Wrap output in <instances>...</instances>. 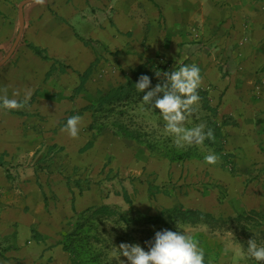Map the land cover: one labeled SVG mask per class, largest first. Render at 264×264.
<instances>
[{"label":"rangeland","instance_id":"rangeland-1","mask_svg":"<svg viewBox=\"0 0 264 264\" xmlns=\"http://www.w3.org/2000/svg\"><path fill=\"white\" fill-rule=\"evenodd\" d=\"M23 1L0 0V5L14 3L16 10V25L11 26L12 29L8 23L10 18L3 22L0 43L4 48L0 49V62L18 36V8ZM249 1L260 6L256 11L264 17V0ZM76 20L67 22L76 25ZM106 22H110L109 19ZM104 26L106 23L103 22ZM23 35L19 45L26 41ZM50 42L44 41V44L51 47ZM132 42L135 44L133 50L125 54L120 47L113 48L108 38L103 42L90 41L96 64L93 72L84 77L67 62L53 59L50 64L55 67L51 77L55 87L65 86L68 92L67 97L58 98V102L44 104L48 111L43 116L34 108L33 102L18 110L0 109V134L13 144H20V131L29 129L30 133L24 138L31 145L26 152L20 149L17 154L14 150L16 158L4 163L6 179L0 185L3 195L0 211L5 214V232L0 241V254L15 255L19 257L17 262L23 264H71L63 249V236L72 233L91 216L96 220V227L106 233L111 246L140 244L147 250V242L154 240L157 231H176L177 224L171 227L128 226L122 222L118 225V215L128 218L163 215L168 220L170 212L182 209L207 216L208 224L206 219L182 225L188 226L190 234L198 238L206 264H256L254 260L243 258L234 261L231 253L224 255L225 245L230 241L240 243L244 248L252 239L264 242V235H261L264 220L257 216H264V162L243 165L238 150L229 145L227 127L235 129L237 125L223 115V95L216 93L213 86L230 75L227 56L216 57V77L208 78V73L202 74L199 118L194 116L187 125L204 123L206 128L217 126L222 130L220 139L205 141V151L197 147L177 150L171 138L164 134L159 110L156 113L140 110L142 94L136 89L115 103L117 108L109 117L99 112L96 116L98 125L91 129L94 112L86 108L113 90L133 88L128 83L138 78L134 74L138 67H144L143 72L155 87L164 79V72L175 70L176 62L177 65L187 64L195 56H183L175 50L168 55H157L150 51L152 45L147 39ZM57 49L61 50L53 47L52 52ZM203 58L209 60L210 56ZM120 111L124 115L119 121L152 145L150 148L120 135L114 125ZM73 115L81 117L77 138L62 131L67 119ZM101 124L106 126L99 128ZM208 150L219 157L215 165L204 162ZM261 151L264 152V146ZM9 157L10 154L6 156ZM38 189L40 193L35 192ZM252 190L256 192V206L248 207L245 201L250 194L253 197ZM103 206L112 213L100 215L98 212ZM240 217L244 220L239 222ZM258 225L263 226L259 228ZM100 249L105 251L101 246ZM121 260L126 261V258L121 257ZM104 262L110 264L108 258ZM112 264L117 261L113 260Z\"/></svg>","mask_w":264,"mask_h":264},{"label":"crops","instance_id":"crops-1","mask_svg":"<svg viewBox=\"0 0 264 264\" xmlns=\"http://www.w3.org/2000/svg\"><path fill=\"white\" fill-rule=\"evenodd\" d=\"M256 9L260 6L249 0H38L24 8L26 41L0 68V89L7 88L10 98L14 91L19 92L14 97L17 100L30 92L28 103L33 102L43 116L48 111L44 104H54L68 92L65 86L55 87L52 60L67 62L82 77L90 75L96 64L90 41L103 42L107 38L113 48L120 47L125 54L133 50L132 41L146 39L153 54L168 55L171 50L183 56L195 54L187 64H197L201 75L208 73V78L216 77L218 72L216 57L227 56L230 75L213 86L223 95V115L237 125L235 129L227 127L229 145L238 150L243 165L264 162V17ZM15 15L14 3L0 5V33L5 19L10 18V27L16 25ZM75 19L77 27L69 24ZM44 41H52L51 47ZM32 47L46 51L50 60L41 59ZM53 47L61 50L54 54ZM205 56H210L209 60ZM205 84L208 86V82ZM28 133L29 129L20 131V144L0 134V142H4L0 143V185L6 179L4 163L16 158L14 150L18 154L20 149H30L24 138ZM252 192L245 206H256V192ZM4 216L0 211V241L5 232ZM3 255L0 264L24 263H18L15 255Z\"/></svg>","mask_w":264,"mask_h":264},{"label":"clouds","instance_id":"clouds-1","mask_svg":"<svg viewBox=\"0 0 264 264\" xmlns=\"http://www.w3.org/2000/svg\"><path fill=\"white\" fill-rule=\"evenodd\" d=\"M157 76L160 74L157 72ZM164 79L152 86L149 76L143 75L134 85L138 93L142 94L140 110L147 109L155 112L159 110V117L163 121L164 134L171 138L177 150H187L197 147L205 151V141H214L215 135L211 128L204 123L187 126L201 108L199 90L202 83L200 67L193 64L177 65L174 71L164 72ZM19 92L14 91L9 97L7 88L0 89V109L18 110L24 108L31 98V93H25L23 100L14 97ZM80 115H73L67 119L62 131L72 138L79 135ZM218 155L208 150L204 156L207 165H215ZM188 226L177 222V230L165 229L157 231L153 241L147 242V250L140 244L121 243L108 250V260L117 264H206L205 252L197 237L190 234ZM231 253L234 261L239 259L254 260L256 264H264V242L256 239L248 241L247 248L240 243L229 242L225 245L224 255ZM121 257L126 258L121 260Z\"/></svg>","mask_w":264,"mask_h":264},{"label":"trees","instance_id":"trees-1","mask_svg":"<svg viewBox=\"0 0 264 264\" xmlns=\"http://www.w3.org/2000/svg\"><path fill=\"white\" fill-rule=\"evenodd\" d=\"M32 50L41 59L45 61L50 60V58L46 54V51L38 49L36 47H32ZM143 70L144 67H138V69L134 73L135 76L140 78L141 76L147 74L143 72ZM86 74L84 76H86ZM138 78L135 79L134 81H129L128 86H133V88L126 89L124 87H121L120 89L113 90L109 94H107V96L100 97L90 107L86 108L88 110L92 109L94 112L95 121L91 125V129H95L98 125L99 120L98 117L96 116L99 112H102L103 115L108 114L107 116L109 117V114L113 113L115 111V108H117L116 106L114 107V105H116L115 103H119L122 97L127 98L135 91L134 85L138 82L139 80ZM204 97L205 94H203V98ZM203 100L205 101L204 102L205 108L209 110V106L206 99ZM106 106H110V107L106 108ZM123 115L124 113L120 111L117 118L118 120H116L115 121L116 123L114 124L120 135L124 138L141 142L142 144H145L150 148V146L152 145L144 141L139 134L134 133L130 129H128L123 122L119 121L123 119ZM102 126H106V125L101 124L99 125V128H102ZM213 129H214L215 138L220 139L222 137V130H220L217 126H214ZM181 156L186 157L184 156V154H182ZM7 178L10 179L11 177L7 176ZM125 199L128 202H130L127 196L125 197ZM98 213L103 216L105 214H111L112 210L109 209L107 206H103L102 208L99 209ZM118 216L119 219L116 224L121 225L122 222H124L128 226L143 225V226L171 227V225H176L177 222L181 225H185V224L194 223L196 221L203 222L207 219L206 215H203L198 211H187L182 209L173 210L172 212H170L169 213L170 217L168 220L165 219L163 215L156 218L154 217L128 218L123 214H119ZM257 216H259L261 219L264 220L263 215H257ZM242 220H244L243 217H240L238 221L240 222ZM206 222H207L206 224H208V219ZM262 226L263 225H258L259 228H261ZM261 235H264V232H262ZM121 238L123 239L124 237ZM117 240H121V239H117ZM104 243L105 245L103 246ZM62 245L64 251L69 256L71 264H105L104 261H106V259L108 258V250L112 247L111 241L106 236V233L103 230L98 229V227H96V220H94L93 216L89 217L87 220L82 221V223L78 225V227L72 233L64 235ZM100 246L101 248H105V251H102V249H100ZM0 255L1 257L5 258L3 254Z\"/></svg>","mask_w":264,"mask_h":264},{"label":"water","instance_id":"water-1","mask_svg":"<svg viewBox=\"0 0 264 264\" xmlns=\"http://www.w3.org/2000/svg\"><path fill=\"white\" fill-rule=\"evenodd\" d=\"M35 1H38V0H25L23 1L20 6H19V20H20V29H19V33H18V36L14 42V45L12 47V49L10 50V52L7 54V56L5 57V59H3L1 62H0V68L7 62L11 59V57L13 56L15 50L17 49L19 43H20V40L22 38V35H23V31H24V26H25V21H24V8L27 4L29 3H32V2H35Z\"/></svg>","mask_w":264,"mask_h":264}]
</instances>
